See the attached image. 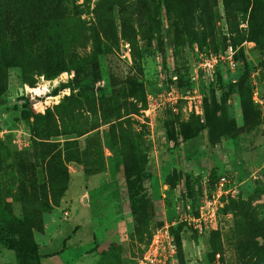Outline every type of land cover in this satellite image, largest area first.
Returning a JSON list of instances; mask_svg holds the SVG:
<instances>
[{"label": "rangeland", "instance_id": "obj_1", "mask_svg": "<svg viewBox=\"0 0 264 264\" xmlns=\"http://www.w3.org/2000/svg\"><path fill=\"white\" fill-rule=\"evenodd\" d=\"M68 1L75 16L52 21L0 0V227L40 264H264V0ZM43 12L22 40L46 54L23 56L16 25ZM60 48L62 73L32 72ZM215 170L238 196L173 224L212 198ZM0 264H18L2 245Z\"/></svg>", "mask_w": 264, "mask_h": 264}, {"label": "trees", "instance_id": "obj_2", "mask_svg": "<svg viewBox=\"0 0 264 264\" xmlns=\"http://www.w3.org/2000/svg\"><path fill=\"white\" fill-rule=\"evenodd\" d=\"M14 1V0H13ZM35 2L38 6H46L49 9H47L48 13L45 14V12L43 13H39V15L34 19L33 16V22L32 23H28V25H26V27H23V29L21 30L20 27H17L14 30L15 32V41H14V45L17 48L18 52H21V54L24 56V54L27 55V53L30 54H35V55H39L40 57H42L44 54H46L45 50L40 47H33L30 45L25 46V43L23 42L25 39L29 38L26 37L24 38L23 36V40H22V31L26 32V33H31L30 37H33V34L36 33V31L39 30V25L38 23L40 22L39 20L41 19L42 15H50V19L52 21H62L64 19H66L67 17L70 16H75L74 13H67V9L65 7V4L67 2H69L68 0H16V4H27L28 2ZM159 3L163 6H167L170 4V0H159ZM15 4V5H16ZM37 14V13H36ZM78 15V14H77ZM24 16V15H22ZM15 22V20H14ZM8 22H5L4 25H7ZM16 23V22H15ZM8 26V25H7ZM6 30V29H4ZM8 39V37H6L4 40ZM1 40H3V37H1ZM5 44V42H3ZM27 52V53H26ZM46 55L43 57L42 59V64L45 68H47L45 71H42L41 69H32V72H34L35 74H40V73H44L45 75H47V77L49 78H53L56 75H58L59 73H62L63 70L65 69V61H64V57H63V53L60 50L58 51V56L55 59V63H47L46 59ZM24 65V64H23ZM21 66V65H20ZM74 83V82H73ZM72 159H69V161L73 160V157H71ZM65 173V171H64ZM125 175L126 178L128 179L130 177V174L132 176V173H129L128 171H125ZM218 174L215 171H211L209 178L207 181H213L216 182L217 178H218ZM66 179V178H65ZM62 180L60 185H62L63 183H65L66 180ZM210 179V180H209ZM66 190L65 186H62L60 188V192L61 194L64 193V191ZM129 198H131L132 200V205L130 207L132 212L136 211L137 208V201L134 200L135 195L129 191ZM47 210V209H45ZM44 210V212H45ZM172 233V231H171ZM175 246L177 251H179V245H178V241L175 238ZM0 245H2L5 249L12 251L14 253L15 259L17 261L18 264H40V259H41V253L39 252V248L38 246L28 240L27 238L20 236V237H14L11 235H8L3 229L2 227H0Z\"/></svg>", "mask_w": 264, "mask_h": 264}, {"label": "built area", "instance_id": "obj_3", "mask_svg": "<svg viewBox=\"0 0 264 264\" xmlns=\"http://www.w3.org/2000/svg\"><path fill=\"white\" fill-rule=\"evenodd\" d=\"M224 55L225 57H220V59L227 60L229 69L234 71V64L231 56L229 55V51H226ZM218 62L219 58L212 54H200L198 68L209 72L214 70ZM218 175L219 176L214 183L212 198L205 201L206 203L203 206H200L198 211H194L190 206L186 205L185 208L178 214V218L173 224H186L189 227L191 226L193 229H198L202 222L205 221V217H208V219L214 218L216 215V201L218 199H234L238 196L240 183L238 179H236L235 175H233V173H221ZM164 234L167 239V249L171 254H174L176 250L174 239L169 235L167 228L164 229ZM147 261L152 262V260H149L148 257H145V264Z\"/></svg>", "mask_w": 264, "mask_h": 264}, {"label": "crops", "instance_id": "obj_4", "mask_svg": "<svg viewBox=\"0 0 264 264\" xmlns=\"http://www.w3.org/2000/svg\"><path fill=\"white\" fill-rule=\"evenodd\" d=\"M79 191H80V190H79ZM79 191H78V193L75 195V196H76V199H79V198H80V195H81L80 193H81V192H79Z\"/></svg>", "mask_w": 264, "mask_h": 264}]
</instances>
